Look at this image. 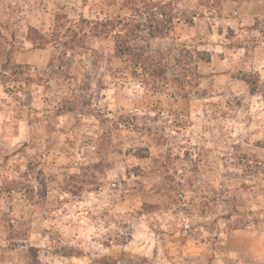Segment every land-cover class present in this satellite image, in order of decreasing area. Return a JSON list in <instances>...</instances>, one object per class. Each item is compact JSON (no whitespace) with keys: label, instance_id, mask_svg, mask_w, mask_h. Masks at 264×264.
<instances>
[{"label":"rangeland","instance_id":"obj_1","mask_svg":"<svg viewBox=\"0 0 264 264\" xmlns=\"http://www.w3.org/2000/svg\"><path fill=\"white\" fill-rule=\"evenodd\" d=\"M262 147L264 0H0V264H264Z\"/></svg>","mask_w":264,"mask_h":264},{"label":"trees","instance_id":"obj_2","mask_svg":"<svg viewBox=\"0 0 264 264\" xmlns=\"http://www.w3.org/2000/svg\"><path fill=\"white\" fill-rule=\"evenodd\" d=\"M147 0H125V3H126V6H132L133 5H137L138 3H143L145 2L146 3ZM137 13H140L139 11H136ZM127 20L125 19H118V20H112V21H107V23L104 25L106 28L108 27V32H115V31H118L119 28H121L122 30L129 26V25H125L123 26V22H126ZM169 22H171V19H169ZM121 30V31H122ZM166 31L164 29V26L163 27H160V26H155V27H150V36L152 38H158V37H163L165 36ZM129 41L128 42H124V43H120L118 46H117V53H119L120 55L122 56H129L131 55V53H134L135 49L134 48H131L129 45H128ZM135 58L137 59V61H140L143 57L142 55H135ZM138 66H142L141 64L136 63ZM245 81V79H244ZM246 83H248L247 81H245ZM249 85V83H248ZM253 91L255 92L256 91V88L253 89ZM262 149H264V147H262Z\"/></svg>","mask_w":264,"mask_h":264}]
</instances>
